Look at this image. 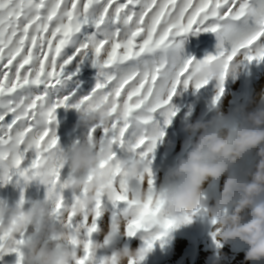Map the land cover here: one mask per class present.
<instances>
[{
  "label": "snow or ice",
  "instance_id": "1",
  "mask_svg": "<svg viewBox=\"0 0 264 264\" xmlns=\"http://www.w3.org/2000/svg\"><path fill=\"white\" fill-rule=\"evenodd\" d=\"M199 32L216 35V54L204 59L224 61L218 78L222 94L225 77L237 64L264 60V0H0V180L7 183L14 175L31 180L36 174L49 186L56 219L89 237L77 264H101L91 248L101 201L93 217L85 212L73 227L74 216L65 214L58 191L64 163L57 109L103 98L111 104L110 120L93 125L88 139L111 140L113 148L149 159L164 135L155 114L170 124L178 89L198 90L209 82L194 72V58L181 55L180 38ZM85 64L96 69V82L83 95L76 78ZM148 184L154 187V177ZM127 188L117 169L108 194L127 203ZM175 224L150 197L142 209L132 210L127 231L129 236L146 232L144 251L151 252ZM23 236L11 241L0 228V252H15L17 264H22Z\"/></svg>",
  "mask_w": 264,
  "mask_h": 264
},
{
  "label": "clouds",
  "instance_id": "2",
  "mask_svg": "<svg viewBox=\"0 0 264 264\" xmlns=\"http://www.w3.org/2000/svg\"><path fill=\"white\" fill-rule=\"evenodd\" d=\"M193 70L211 81L224 73L225 65L222 59H202L196 61ZM76 110L83 114L82 125H104L110 120L111 104L97 98ZM217 112L210 120L199 119L185 125L184 131L194 139H190L186 155L167 169L158 186L148 184L153 178L150 159L125 153L114 160L111 140L93 143L87 138L63 151V163L69 166L70 173L60 182V190L81 193L65 208L66 215L77 217L86 212L93 217L96 203L108 193L117 169L127 182L128 207L112 214L106 231L97 227L94 233L102 235V241L91 239L94 252L111 249L110 254L100 257L101 264H142L141 257L149 255L145 246L133 249L114 245L121 237L129 236L127 225L132 210L142 209L150 197L153 207L161 206L162 213L176 221L175 227L189 223L185 216L191 220L207 217L217 240L225 244L243 242L247 245L245 262L264 264V92L255 109L248 111L246 106H239L233 119H223ZM253 154L257 158L253 167H239L245 157ZM36 178L39 177L34 174L32 179ZM222 178L219 194L206 196L204 185ZM24 203L23 200L14 207L0 203V228L11 241L29 226L34 229L31 238L20 245L22 264H77L89 241L87 233L77 235L66 224L56 223L49 198L27 210ZM73 240L78 241L76 247L72 246ZM212 264H222L219 253Z\"/></svg>",
  "mask_w": 264,
  "mask_h": 264
},
{
  "label": "rangeland",
  "instance_id": "3",
  "mask_svg": "<svg viewBox=\"0 0 264 264\" xmlns=\"http://www.w3.org/2000/svg\"><path fill=\"white\" fill-rule=\"evenodd\" d=\"M182 40L181 55L194 58L195 61L204 59L207 55H215L217 51V38L211 32L189 33ZM96 69L90 64L81 67L76 79L79 80L78 92L86 95L95 85ZM219 79H213L200 89L189 87L178 89L177 94L172 98L171 103L177 109L170 124H165V117L159 113L155 114V121L163 130V137L157 142L154 152L149 159L152 161V175L158 186L163 179L167 169L174 166L176 161L186 155L190 147L189 135L184 131V127L189 122L199 119L210 120L219 114L223 119H233L234 110L239 106H246L248 111L255 109L259 103L260 94L264 92V60L251 63L237 64L231 70L223 82V93L219 92ZM220 96L219 100L213 101ZM56 133L59 137V147L68 151L72 144L83 142L88 138L92 124L84 126L81 124L83 114L76 108L68 106L58 108L56 111ZM102 131L97 129L94 139L99 140ZM113 150L118 156L125 152L114 146ZM257 158L253 155L247 156L239 167H253ZM70 168L67 164L61 170L60 182L68 176ZM223 185V178L219 182H210L204 185L206 196L214 197L219 194ZM48 188L40 178L28 180L23 176L14 175L5 183L0 180V203H7L14 207L21 198L25 201L24 207L27 210L32 204L48 198ZM60 191L63 197L64 206H70L76 198H79V191ZM128 207L126 202L114 201L108 193L101 199L100 216L96 219L99 229L107 230V225L111 222L113 213H119ZM83 215L73 218V227H77L83 222ZM56 223H62L61 219H56ZM83 231V230H81ZM34 229L29 228L24 232V239L31 238ZM147 233L138 231L133 236L121 237L114 247L125 245L135 249L145 246ZM19 237V234L17 236ZM93 241H102L103 236L93 233ZM247 245L239 240L230 241L225 244L212 235V226L207 217L196 216L189 223L180 227L171 228L163 241H157L143 260L142 264H212L219 253L222 256V264H252L245 262V252ZM111 253L107 251L95 252L96 261L100 257ZM18 256L15 252H0V264H17Z\"/></svg>",
  "mask_w": 264,
  "mask_h": 264
}]
</instances>
